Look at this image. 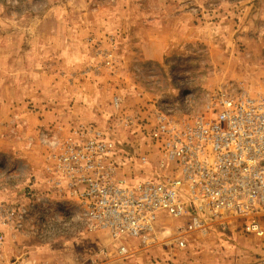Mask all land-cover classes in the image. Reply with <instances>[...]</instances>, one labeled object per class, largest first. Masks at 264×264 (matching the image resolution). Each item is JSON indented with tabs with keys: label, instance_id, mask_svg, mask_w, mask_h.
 <instances>
[{
	"label": "rangeland",
	"instance_id": "rangeland-1",
	"mask_svg": "<svg viewBox=\"0 0 264 264\" xmlns=\"http://www.w3.org/2000/svg\"><path fill=\"white\" fill-rule=\"evenodd\" d=\"M219 92L264 96V0H0V209L31 208L1 227L4 262L79 264L101 246L55 201L51 141L93 127L133 155L156 110L200 114ZM140 248L111 264L259 258L240 231Z\"/></svg>",
	"mask_w": 264,
	"mask_h": 264
},
{
	"label": "built area",
	"instance_id": "built-area-1",
	"mask_svg": "<svg viewBox=\"0 0 264 264\" xmlns=\"http://www.w3.org/2000/svg\"><path fill=\"white\" fill-rule=\"evenodd\" d=\"M137 133L146 148L133 155L93 127L49 143L55 201L74 206L83 230L102 238L79 264L236 231L258 241L255 264H264V96L212 93L200 114L156 110ZM29 211L0 209V229L10 221L19 229ZM3 244L0 230V264H20L4 262Z\"/></svg>",
	"mask_w": 264,
	"mask_h": 264
}]
</instances>
